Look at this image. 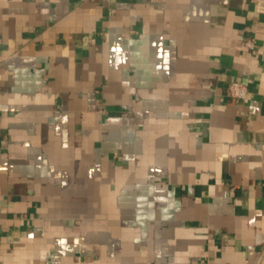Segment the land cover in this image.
Listing matches in <instances>:
<instances>
[{
	"label": "crops",
	"instance_id": "0c3cea01",
	"mask_svg": "<svg viewBox=\"0 0 264 264\" xmlns=\"http://www.w3.org/2000/svg\"><path fill=\"white\" fill-rule=\"evenodd\" d=\"M0 264H264L252 0H0Z\"/></svg>",
	"mask_w": 264,
	"mask_h": 264
},
{
	"label": "built area",
	"instance_id": "2783aa9c",
	"mask_svg": "<svg viewBox=\"0 0 264 264\" xmlns=\"http://www.w3.org/2000/svg\"><path fill=\"white\" fill-rule=\"evenodd\" d=\"M255 3L256 10L260 14H264V0H252ZM246 45L252 50V53L255 54L253 50L252 42H246ZM228 93L229 96L233 98H238L243 101L247 100V88L246 85L239 81H232L228 84Z\"/></svg>",
	"mask_w": 264,
	"mask_h": 264
}]
</instances>
